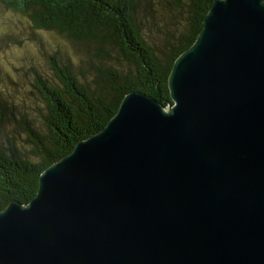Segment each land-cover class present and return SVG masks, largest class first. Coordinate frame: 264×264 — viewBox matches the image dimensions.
<instances>
[{
    "label": "water",
    "instance_id": "95a60500",
    "mask_svg": "<svg viewBox=\"0 0 264 264\" xmlns=\"http://www.w3.org/2000/svg\"><path fill=\"white\" fill-rule=\"evenodd\" d=\"M168 86L0 212V264H264V0H215Z\"/></svg>",
    "mask_w": 264,
    "mask_h": 264
},
{
    "label": "trees",
    "instance_id": "16d2710c",
    "mask_svg": "<svg viewBox=\"0 0 264 264\" xmlns=\"http://www.w3.org/2000/svg\"><path fill=\"white\" fill-rule=\"evenodd\" d=\"M1 1L34 29L56 32L85 50L76 57L55 52L47 62L52 76L36 74L44 105L37 121H28L23 106L9 113L0 96V212L11 202L29 203L42 172L101 131L127 94L170 104L173 65L196 41L215 0Z\"/></svg>",
    "mask_w": 264,
    "mask_h": 264
},
{
    "label": "rangeland",
    "instance_id": "374dc122",
    "mask_svg": "<svg viewBox=\"0 0 264 264\" xmlns=\"http://www.w3.org/2000/svg\"><path fill=\"white\" fill-rule=\"evenodd\" d=\"M145 27L150 40L159 44L160 37L151 25ZM84 50L56 32L34 29L30 21L7 9L0 0V96L8 102L9 113L17 105L23 106L28 121H37L44 105L35 88L36 76H52L47 62L55 52L76 57Z\"/></svg>",
    "mask_w": 264,
    "mask_h": 264
}]
</instances>
